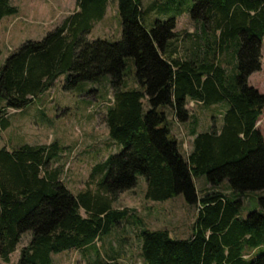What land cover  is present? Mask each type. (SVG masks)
I'll list each match as a JSON object with an SVG mask.
<instances>
[{
	"label": "trees",
	"instance_id": "obj_1",
	"mask_svg": "<svg viewBox=\"0 0 264 264\" xmlns=\"http://www.w3.org/2000/svg\"><path fill=\"white\" fill-rule=\"evenodd\" d=\"M108 2L76 0L73 14L42 39L24 41L0 68V130L10 126L8 110L25 108L63 74L66 91L109 76L113 100L105 122L122 147L93 167L96 187L78 193L61 179L62 168L53 166L62 152L58 141L2 147L0 258L10 262L26 232L31 239L17 264H53V253L85 249L109 236L133 214L129 207L114 208L113 201L143 175L148 199L183 194L189 204L200 205L187 238H175L167 228L142 227L145 264H264V251L246 256L247 249L264 242V194L261 211L240 215V196L264 191V135L258 126L264 93L249 83L250 75L262 69L264 0H153L147 5L117 0L122 38L89 40ZM16 12L10 0H0V21ZM184 13L196 21V31L179 44L174 30ZM130 57L136 78L128 86ZM189 100L226 101L228 108L220 126L194 130L192 149L184 155L171 117L186 122ZM201 177L212 188L202 195L196 185ZM95 252L87 264H121Z\"/></svg>",
	"mask_w": 264,
	"mask_h": 264
},
{
	"label": "rangeland",
	"instance_id": "obj_2",
	"mask_svg": "<svg viewBox=\"0 0 264 264\" xmlns=\"http://www.w3.org/2000/svg\"><path fill=\"white\" fill-rule=\"evenodd\" d=\"M17 7V12L7 15L2 20L1 44L3 54L0 56V68L9 54L28 39H42L46 33L60 24L66 17L77 9L76 0H10ZM150 1L145 0L147 5ZM43 8V12L37 10ZM178 37L176 42L194 34L196 21L189 13L178 18L174 30ZM122 21L118 13L116 0H109L105 16L94 23L88 34L89 40L98 38L117 41L122 38ZM24 37V38H23ZM24 39V40H22ZM190 39V38H189ZM127 85H134L136 64L134 58L127 59ZM230 67V64H227ZM66 75H61L53 87L39 95L31 104L23 109H10V126L0 130V149H13L25 143L49 144L56 140L62 148L59 159L53 166L62 168L61 179L74 192L87 188L94 189L96 181H92L93 167L104 161L109 155L121 151V145L111 139L105 122L107 107L112 103L109 76L99 82H82L71 91L63 89ZM249 83L264 93V41L262 47V69L252 73ZM0 99V108L3 105ZM147 104V102H146ZM191 116L185 122L173 119V132L181 145L184 155L190 152L192 145L191 128L207 130L211 126L222 124L223 113L228 103L221 102L204 105L199 102H188ZM196 118V119H195ZM197 121V124L194 123ZM195 124V126H194ZM259 129L264 135V110L258 122ZM196 179L199 194L212 191L208 183ZM92 184V185H91ZM147 182L143 175H138L137 184L130 190L118 194L113 201L114 208L129 207L132 213L127 219L118 224L113 233L98 241L100 248L107 250L108 245H123L131 249L117 259L121 264H145L140 253L139 233L142 227L151 229L167 228L175 238H187L192 234L193 225L197 219L200 205H191L183 194L165 201L148 199L145 195ZM226 182L221 184L223 191L227 190ZM232 193H230L231 195ZM264 191H250L240 196L243 207L240 215L247 217L251 211L259 210V197ZM84 215V210L81 211ZM31 232L22 235L17 249L11 254L10 262L2 264H17L21 249L31 239ZM264 251V242L259 248L247 249L246 256H257ZM89 249L87 253H92ZM53 264H87V254L80 249H67L53 253Z\"/></svg>",
	"mask_w": 264,
	"mask_h": 264
},
{
	"label": "crops",
	"instance_id": "obj_3",
	"mask_svg": "<svg viewBox=\"0 0 264 264\" xmlns=\"http://www.w3.org/2000/svg\"><path fill=\"white\" fill-rule=\"evenodd\" d=\"M117 1V0H116ZM37 10H40V11H42L43 12V8H38ZM3 20V19H2ZM2 20L0 21V29H1V25H2ZM24 38V37H23ZM22 40H24V39H22ZM0 42H1V32H0ZM1 44V43H0ZM1 47H2V45H1ZM262 47H263V45H262ZM2 54H3V52H2ZM1 54V55H2ZM0 55V56H1ZM10 55V54H9ZM8 57V56H7ZM7 57H6V59H7ZM5 59V60H6ZM190 102H193V100H190ZM199 103H201V104H203L202 102H199ZM193 116V115H192ZM191 116V117H192ZM173 119L174 120H176V122L177 121H179V120H177L175 117H173ZM174 122V121H173ZM180 122V121H179ZM179 122H177V124H179ZM182 123H185V122H182ZM194 130H195V128H191L190 129V133L192 134V141H193V137H194V135H193V133H195V132H200V131H203V130H198V129H196L195 130V132H194ZM191 145H192V142H191ZM192 149V148H191ZM191 151V150H190ZM188 154V153H187ZM68 186V185H67ZM106 236V235H105ZM105 236H101L100 238H97L95 241H94V243L91 245V246H88V247H86L85 249H83V248H72V249H80L81 250V252H82V254L83 255H86L87 254V262H88V260H90V259H92V257L94 256V255H96V252H95V249H96V251H97V253H99V254H101L103 257H105V258H110V256L112 257H115V258H119L120 257V254L121 255H124L127 251H128V253L131 251V249L129 248V246L128 247H126V246H123V245H119V246H110V245H108V249L107 250H104V249H102V248H100V245H98V241L99 240H102ZM139 242H140V240H139ZM89 249H93V252L92 253H87V251L89 250ZM140 253H141V242H140Z\"/></svg>",
	"mask_w": 264,
	"mask_h": 264
}]
</instances>
